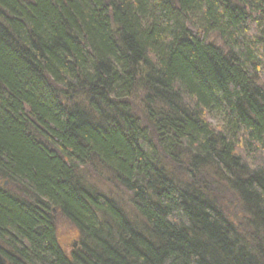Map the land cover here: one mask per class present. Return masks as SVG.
Segmentation results:
<instances>
[{"label": "trees", "instance_id": "16d2710c", "mask_svg": "<svg viewBox=\"0 0 264 264\" xmlns=\"http://www.w3.org/2000/svg\"><path fill=\"white\" fill-rule=\"evenodd\" d=\"M0 254L264 264V0H0Z\"/></svg>", "mask_w": 264, "mask_h": 264}, {"label": "rangeland", "instance_id": "374dc122", "mask_svg": "<svg viewBox=\"0 0 264 264\" xmlns=\"http://www.w3.org/2000/svg\"><path fill=\"white\" fill-rule=\"evenodd\" d=\"M217 42V41H216ZM218 43V42H217ZM188 167V166H187ZM190 168V167H189ZM93 177L85 176L84 178L88 183L93 185L96 190L105 193V195L112 197L114 200L118 201L120 205L123 206L126 212L133 216L134 212L131 210L129 195L124 190H119L116 187H112L108 176L103 172V170L97 169L96 172H90ZM85 175V174H84ZM57 237L59 244L68 253L71 250H75L78 243V233L76 229L69 225L68 223L60 222L58 223Z\"/></svg>", "mask_w": 264, "mask_h": 264}, {"label": "water", "instance_id": "95a60500", "mask_svg": "<svg viewBox=\"0 0 264 264\" xmlns=\"http://www.w3.org/2000/svg\"><path fill=\"white\" fill-rule=\"evenodd\" d=\"M0 264H6V261H4L3 257L0 255Z\"/></svg>", "mask_w": 264, "mask_h": 264}, {"label": "bare ground", "instance_id": "6f19581e", "mask_svg": "<svg viewBox=\"0 0 264 264\" xmlns=\"http://www.w3.org/2000/svg\"><path fill=\"white\" fill-rule=\"evenodd\" d=\"M1 255V254H0ZM1 257H3L2 255H1ZM3 259H4V257H3ZM4 261H5V259H4ZM6 264H7V261H6Z\"/></svg>", "mask_w": 264, "mask_h": 264}]
</instances>
